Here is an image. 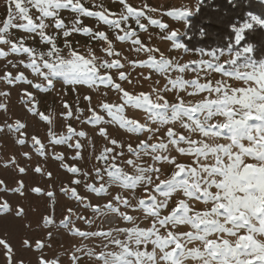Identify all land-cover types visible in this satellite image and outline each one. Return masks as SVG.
<instances>
[{
  "label": "snow or ice",
  "instance_id": "1",
  "mask_svg": "<svg viewBox=\"0 0 264 264\" xmlns=\"http://www.w3.org/2000/svg\"><path fill=\"white\" fill-rule=\"evenodd\" d=\"M9 4L12 5V0H9ZM27 5L39 10L41 14L38 17L39 23L33 21ZM27 5L22 3V0H15L13 6L17 10L15 18L26 23H13V12L10 7L9 18L3 27H0V44L9 46V51L0 49V57H7L13 53L27 54L28 62L21 60L20 63L31 69L39 81L28 79L24 73L15 76L7 73L3 79L8 84L19 81L37 90L48 91L54 90L56 84L61 83L55 78L62 77V83L69 86L87 85L90 89L105 86L114 89L118 95L122 94L119 96L122 102L102 100L98 104V108L107 119L96 109L89 108L91 115L87 122L100 126V135L108 138L110 144L118 146L120 151L117 153L115 147L105 146L96 157L98 161L103 162V169L99 167L94 169L100 183L98 186L88 183L86 187L92 193L110 195L111 200L103 206L99 204L93 206L91 203L87 206L100 215L109 212L119 213L123 220L133 224V227L119 229L126 233V238L112 241L118 251L102 250L97 254L93 250L87 252L89 258L95 259L99 264H189V261H193L194 264H264V63L257 66L255 63L246 62L229 71L221 63L201 60L192 69L196 71L202 67L223 73L225 76H235L237 81L242 82L235 86H229L222 81H216L213 86L212 83H201L199 79H184L182 75L174 79L168 76L167 85L170 89L166 86L165 91H186L188 96L208 94L207 98H202L197 103H187L185 99L179 97L177 102H169L156 88H153L151 93L132 94L109 75L110 70L115 69L120 81L132 83L124 71H121L125 64L121 63L120 59L109 60L96 56L91 48L87 56L82 55L72 49L67 40L64 47L69 51L64 55L63 49L57 46L55 36L46 34L45 29L49 25L45 18H54L55 28L61 30L66 38L73 31L91 34L92 29L88 27L81 29L79 26L68 29L58 18V10L70 8L75 13L97 17L111 29L123 33L117 34V40L131 41L137 53L141 51L147 53V59L134 64V67L154 69L166 76L170 72L184 73L188 70V65L180 66L163 56L157 59L152 48L144 47L139 39L134 38L137 36L135 31H127L121 27L130 18H135L136 24L143 30L145 25L141 23L144 16L142 11L125 4L126 13H122L118 19H109L104 11H89L79 0L75 3L73 0H27ZM186 14L169 13L177 16ZM151 24L157 25L159 22L151 20ZM159 27L166 28V25L159 24ZM10 28L36 33L41 42L47 43L50 48L47 51H38L24 46L22 41L13 42L11 38H6ZM243 31L244 28L237 30V42L242 39ZM174 36L175 33H172L166 38L171 39ZM93 38L107 41L104 51L109 57L120 55L114 52L113 44L104 31L96 32ZM250 51V48L244 50L245 53ZM240 55L237 53V59ZM218 59L216 57V60ZM229 63L237 65V60H230ZM145 79L150 77L146 76ZM189 88L192 91H187ZM213 93L215 98H212ZM25 95L28 98L25 103L35 101L32 93L26 92ZM85 99L91 104V97L86 96ZM64 106L68 109L66 116L73 117L70 106L67 104ZM128 107L142 109L148 114L150 123H140L127 118L125 112ZM0 109L6 111L7 106L0 103ZM29 111H35V104ZM77 112L79 114L75 118L79 119L83 110L78 109ZM37 114L40 117H47L46 121L51 123L48 116ZM216 117H223V120L213 123ZM250 121H258L259 124L253 127ZM152 124L160 126L179 124L188 135H182L173 127H167L165 136L155 140L156 133L161 129L151 127ZM105 125H118L128 133L148 134L136 147L127 145V153L131 154L132 158L125 160L124 163L131 166L133 169L131 173L116 163L118 158L125 155L124 145L108 137ZM24 127L25 125L20 122L7 125L9 131L17 133H21ZM225 129L231 133L230 142L222 144L218 138L222 135L221 130ZM0 131L3 129L0 128ZM192 134H198L200 138H193ZM49 135L52 137V145L75 148L77 156L73 159L82 158L80 151L83 145L77 138H85L87 135L85 131H77L69 125L66 133L59 135L58 138ZM31 140L36 153L41 156L47 155L45 145L39 138L33 136ZM18 143L25 145L28 138L22 134ZM173 150L178 154L194 157L196 166L180 162L177 156L172 155ZM24 155L31 159L29 153L26 152ZM145 157H150L151 163L144 162ZM54 158L63 163L66 171L74 176L81 173L79 167L64 163L63 154H58ZM19 172L24 173L25 168H19ZM83 175L87 176L88 173L84 172ZM72 183L79 185L81 180L74 179ZM69 188L73 197H79L84 201L85 198L78 194L75 187ZM112 188L129 190L133 195L136 189L143 188L147 196L138 198L137 204L133 206L131 200L122 196L120 192L112 194L110 192ZM5 190L7 191V188ZM20 191L22 192V189ZM174 195L184 198H179L168 214H162L163 210L169 208ZM188 200L197 202L202 200L207 207L202 211L195 210L194 205H190ZM121 205L131 208L132 211L144 212L145 218H152L151 226L139 227L136 223L138 218L122 212ZM0 211L14 216L17 220L24 216L22 207L13 210L7 202L0 204ZM181 226H187L190 230L178 231ZM161 229L164 230L163 233ZM77 231L82 237L89 235L87 232ZM91 235L110 237L112 233L101 231ZM37 244L41 247L36 249L42 250L43 242L38 241ZM149 244L153 246L151 251L147 250ZM193 244L197 246L189 247ZM0 245L6 249L11 264V246L4 239H0ZM25 245L31 247L27 240ZM76 251L81 249L78 248ZM72 259L75 261L79 257L73 256ZM40 260H43V264H48V260L43 258Z\"/></svg>",
  "mask_w": 264,
  "mask_h": 264
},
{
  "label": "rangeland",
  "instance_id": "2",
  "mask_svg": "<svg viewBox=\"0 0 264 264\" xmlns=\"http://www.w3.org/2000/svg\"><path fill=\"white\" fill-rule=\"evenodd\" d=\"M73 2L75 3L76 0H73ZM79 2L89 11H104L109 19H118L122 13H126L125 4L132 6L137 11H142L144 16L141 18V23L145 25L143 30L136 24L135 18H130L121 27L127 31H135L137 36L134 38L139 39L144 47L152 48L154 50L153 55L157 59L163 56L180 66H189L184 73L170 72L167 76L156 72L154 69L134 67V64L147 59V53L143 51L137 53L135 47L131 45V41L122 42L117 40V34L122 35L123 33L111 29L97 17L78 14L70 8L58 10V18L63 21L68 29L74 26H79L81 29L84 27L92 29L91 34H85L83 31H73L66 38L62 35L61 30L55 28L54 18H45V22L49 25L45 29L46 34L55 36L57 46L63 49L64 55H67L69 51L68 48L64 47L65 40H67L71 48L82 55L87 56L88 50L91 48L96 56L109 60L120 59L121 63L125 64V68L121 71H124L132 83L120 81L115 69L110 70L109 75L132 94L151 93L153 88H156L169 102H177L179 97L185 99L187 103H197L202 98H207L208 94L198 93L195 96H188L186 91H165V87L168 86V76L174 79L176 76L182 75L184 79H199L201 83H212L213 86L216 81L235 86L242 84V82L236 80L235 76H225L223 73H217L202 67L197 68L196 71H192V69L201 60L221 63L229 71L234 67L244 65L246 62H252L248 52H244L249 47L225 51L201 49L190 51L185 48L180 41V36L185 31L188 17L198 9L201 0H123V2L122 0H79ZM14 3L15 0H12V5L9 4V0H0V27H3L7 22L10 7L13 12V23H26V21L15 18L17 10L13 7ZM22 3L27 5V0H22ZM27 6L33 21L39 23L38 17L41 15L39 10L31 5ZM179 12H186L187 14L183 16L169 15V13ZM151 20H157L159 24L166 25V28H160L159 24H151ZM254 23H263V21L260 17L252 15L243 23L241 28H248L245 25L252 26ZM99 31L105 32L108 40L113 44L114 52L120 53L118 57L115 55L109 57L104 51L107 41L93 38L94 34ZM172 33H175V36L167 39L166 37H170ZM20 35L27 36L29 40L34 38L41 42L36 33H27L20 28H10L6 38H11L13 42L18 43L22 41L19 38ZM41 43L50 47L45 42ZM0 49L7 52L9 46L0 44ZM237 53L241 54L238 59ZM216 57L219 59L216 60ZM21 60L28 62V56L23 57V54L13 53L7 57H0V93L8 94L6 96L0 95V103L7 106L6 111L0 109V128L3 129V131H0V204L7 202L13 210L17 207L24 209V216L19 220L0 211V239H4L12 248L11 264H43V260H40V258L48 260V264H99L95 259H90L87 252L94 250L98 254L102 250L118 251L119 249L112 244V241L125 239L126 233L119 231V229L133 227V224L123 220L119 213L109 212L100 215L87 206L88 203L93 206L98 204L103 206L111 200L110 195L92 193L86 185L93 183L98 186L100 183L94 169L97 167L103 169V162L96 159L102 149L107 146L115 147L117 153L120 151L118 146L111 145L108 138L100 135V126L88 123L87 119L91 115L89 108L96 109L100 114L105 115L98 108V104L102 100L122 102L119 99L122 94L118 95L114 89L105 86H100L99 89H90L87 85L69 86L62 83V77L55 78L61 83H57L54 90L49 89L48 91L37 90L19 81L8 84L3 79L7 73H11L13 76L24 73L28 79H32L34 82L39 81V78L35 77L31 69L25 68L20 63ZM230 60H237V65L230 64ZM146 76L150 79H145ZM168 87L170 89V86ZM187 91H192V89L189 88ZM26 92L33 94L35 97L34 102L25 103L28 99L25 95ZM86 96L91 97V104L85 99ZM212 98H215L214 93ZM33 104H35V111H29ZM65 104L70 106L73 117L66 116L68 109L65 108ZM78 109H82L83 114L80 115L79 119H76V115L79 114ZM37 113L48 116L51 123L46 121L47 117H40ZM125 115L127 118L137 120L140 123H150L148 114L142 109L128 107ZM105 118L107 119L106 115ZM222 120L223 117H216L212 122ZM17 122L25 125L21 133L9 131L7 125ZM250 123L253 127L259 124L258 121H250ZM69 125L77 131L83 130L87 134L85 138H77L83 145L80 151L82 158L73 159L77 156L75 148H69L67 145L51 144L52 137L49 134L58 138L59 135L66 133ZM104 127L110 139H115L118 144L124 145L125 155L118 158L116 163L131 173L133 171L131 166L124 163L125 160L132 158L131 154L127 153V145L131 144L136 147L140 140L147 138L148 134L128 133L118 125H105ZM151 127L161 129L156 133L155 140L165 136L167 127H173L180 134L188 135L179 124L169 126L152 124ZM221 132L222 135L218 138L219 143H229L231 133L226 129L225 131L221 130ZM22 134L28 138V143L25 145L18 143V139L21 138ZM33 136L39 138L45 145L47 155L41 156L35 152L31 140ZM192 136L196 139L200 138L198 134H192ZM26 152L30 154L31 159L24 155ZM58 154H63L64 163L79 167L81 173L74 176L67 172L63 163L54 158ZM172 155L177 156L180 162L196 166L194 157L178 154L174 150ZM144 162L151 163V158L145 157ZM37 167H39L38 170ZM19 168H25V172L20 173ZM170 171L171 168L168 169L169 173ZM84 172H87L88 175H83ZM74 179H80L81 183L79 185L72 183ZM105 181H107V176H105ZM69 186L75 187L78 194L85 198L84 201H81L79 197H73ZM5 188H7V191ZM110 192L112 194L120 192L122 196L131 200L133 206L137 204L138 198L147 196V192L143 188L136 189L134 195L129 190L119 188H112ZM179 198L184 197L174 195L169 203V208L163 210L162 214H168ZM187 202L194 205L195 210L202 211L207 207L202 203V200L199 202L188 200ZM120 210L137 217L136 223L141 228H148L152 224V218H145V213L142 211H132L131 208H125L122 205ZM77 230L87 232L89 235L82 237ZM188 230L190 228L187 226H181L178 229V231ZM101 231H111L112 235L110 237L91 235ZM161 232L163 233L164 230L161 229ZM26 240L31 247L25 245ZM38 241L44 244L42 250L36 249V247H41L37 244ZM194 246L197 245H189V247ZM152 247L149 244L147 250L151 251ZM78 248L81 251H76ZM141 249L143 250V246H141ZM73 256H77L79 259L74 261ZM0 264H9L7 251L2 245H0ZM189 264H194V262L189 261Z\"/></svg>",
  "mask_w": 264,
  "mask_h": 264
},
{
  "label": "trees",
  "instance_id": "3",
  "mask_svg": "<svg viewBox=\"0 0 264 264\" xmlns=\"http://www.w3.org/2000/svg\"><path fill=\"white\" fill-rule=\"evenodd\" d=\"M252 15L260 17L263 23H254L245 28L242 39L237 42V30ZM19 38L24 46L38 51L50 48L34 38L29 40L25 35ZM180 41L190 51L249 47L250 60L260 64L264 62V0H201L198 9L188 17ZM23 57L27 55L23 54Z\"/></svg>",
  "mask_w": 264,
  "mask_h": 264
}]
</instances>
